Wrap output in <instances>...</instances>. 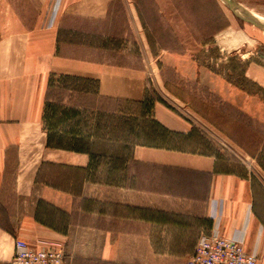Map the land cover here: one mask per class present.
I'll list each match as a JSON object with an SVG mask.
<instances>
[{
  "label": "crops",
  "instance_id": "crops-1",
  "mask_svg": "<svg viewBox=\"0 0 264 264\" xmlns=\"http://www.w3.org/2000/svg\"><path fill=\"white\" fill-rule=\"evenodd\" d=\"M49 1L0 0V264H10L16 239L60 244L64 264H177L213 228L264 259V183L249 155L202 152L171 110L147 113L150 139L108 141L128 152L103 154L101 171L91 170L92 137L81 142L87 149L75 148L72 134L67 149L47 148L48 91L57 82H92L98 97L127 99L142 78L119 62L125 49L79 40L80 22L105 36L102 0H51L52 25ZM141 111L126 119L135 133ZM159 130L171 141L159 143Z\"/></svg>",
  "mask_w": 264,
  "mask_h": 264
},
{
  "label": "rangeland",
  "instance_id": "rangeland-1",
  "mask_svg": "<svg viewBox=\"0 0 264 264\" xmlns=\"http://www.w3.org/2000/svg\"><path fill=\"white\" fill-rule=\"evenodd\" d=\"M105 1L97 11L109 16L105 36L100 39L91 24L80 22L79 40L125 49L119 62L142 78L132 83L136 92L127 99L98 97L92 82L54 78L60 82L48 91L47 148L67 149L72 134L79 141L75 148L87 149L81 142L92 137L91 170L101 171L103 154L128 152L112 145L119 135L150 139L156 129L147 113L171 110L191 125L202 152L249 155V168L264 183V0H231L247 8V15L220 0H114L109 6ZM50 2L52 25L56 2ZM134 110H142L136 133L126 120ZM157 136L159 143L171 141L161 130Z\"/></svg>",
  "mask_w": 264,
  "mask_h": 264
},
{
  "label": "built area",
  "instance_id": "built-area-1",
  "mask_svg": "<svg viewBox=\"0 0 264 264\" xmlns=\"http://www.w3.org/2000/svg\"><path fill=\"white\" fill-rule=\"evenodd\" d=\"M10 264H64V253L60 244L44 242L31 248L16 239ZM185 264H258V260L244 251L240 239L226 238L213 228L199 236Z\"/></svg>",
  "mask_w": 264,
  "mask_h": 264
},
{
  "label": "water",
  "instance_id": "water-1",
  "mask_svg": "<svg viewBox=\"0 0 264 264\" xmlns=\"http://www.w3.org/2000/svg\"><path fill=\"white\" fill-rule=\"evenodd\" d=\"M220 1L224 2V3L226 4V6H227L228 8H230V9H232V8L239 9V8H237V7L234 5V3H233L231 0H220ZM239 11H240L242 14H246V12H244L243 9H239ZM246 15H247V14H246Z\"/></svg>",
  "mask_w": 264,
  "mask_h": 264
},
{
  "label": "bare ground",
  "instance_id": "bare-ground-1",
  "mask_svg": "<svg viewBox=\"0 0 264 264\" xmlns=\"http://www.w3.org/2000/svg\"><path fill=\"white\" fill-rule=\"evenodd\" d=\"M232 1H235V0H232ZM236 2V1H235ZM238 3V2H237ZM239 4V3H238ZM241 5V4H240ZM242 6V9L244 8V10H247L248 11V9L247 8H245L243 5H241Z\"/></svg>",
  "mask_w": 264,
  "mask_h": 264
}]
</instances>
